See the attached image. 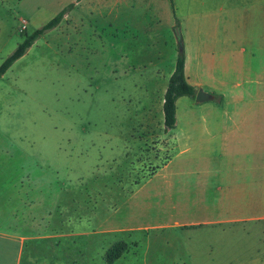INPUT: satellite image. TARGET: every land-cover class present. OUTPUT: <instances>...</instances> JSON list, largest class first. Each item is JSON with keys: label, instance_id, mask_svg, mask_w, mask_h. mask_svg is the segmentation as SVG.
Here are the masks:
<instances>
[{"label": "rangeland", "instance_id": "1", "mask_svg": "<svg viewBox=\"0 0 264 264\" xmlns=\"http://www.w3.org/2000/svg\"><path fill=\"white\" fill-rule=\"evenodd\" d=\"M163 1L0 0V64L73 4L0 76V194L16 214L0 228L22 238L24 264H106L118 242L112 264H264L255 224L183 230L181 217L203 215L192 203L201 175L174 157L183 140L167 136L159 110L179 50L152 14Z\"/></svg>", "mask_w": 264, "mask_h": 264}, {"label": "crops", "instance_id": "2", "mask_svg": "<svg viewBox=\"0 0 264 264\" xmlns=\"http://www.w3.org/2000/svg\"><path fill=\"white\" fill-rule=\"evenodd\" d=\"M173 2L174 14L169 0H164L161 10L152 14L168 29L175 27V17L179 20L180 30L185 27L187 81L196 91L202 88L212 95L203 102L188 96L178 97L175 132H166L167 136L173 137L174 143L183 140L184 145L174 157L187 154V171L201 175L192 184L200 195L192 203L194 210L203 215L196 219L181 217L190 227L183 230L243 223L257 225L262 233L264 0ZM178 2L186 4L185 13L178 10ZM163 94L159 104L161 114ZM181 106H186L185 120L178 119ZM173 160L171 158L162 165L155 175L169 170ZM163 180L164 185L170 183L167 176L163 175ZM208 189L215 194L211 203L204 194ZM6 197L1 190L0 222L16 216L8 210ZM184 204L187 208L191 203L187 200ZM175 208L182 210L183 206L179 203ZM177 218L174 214L171 222L157 225L166 227L177 222ZM22 248V238L0 228V264H20Z\"/></svg>", "mask_w": 264, "mask_h": 264}, {"label": "trees", "instance_id": "3", "mask_svg": "<svg viewBox=\"0 0 264 264\" xmlns=\"http://www.w3.org/2000/svg\"><path fill=\"white\" fill-rule=\"evenodd\" d=\"M172 12L174 14V2L169 0ZM72 3L67 4L60 11L56 13L48 22L40 28L35 29L31 33H24L23 39L17 44L16 48L8 55L0 64V76L12 65L14 61L20 58L33 42L41 36L45 31L56 27L62 18L68 13L72 7ZM175 26H180L179 20L175 17ZM196 88L187 81L185 75V52L177 50V57L175 59L174 68L168 79L162 103L164 132L175 128L176 125V99L180 96H188L195 98ZM125 243L118 242L111 245L104 254V261L106 264H112L118 259L123 250ZM24 257L21 255L20 264H24Z\"/></svg>", "mask_w": 264, "mask_h": 264}, {"label": "water", "instance_id": "4", "mask_svg": "<svg viewBox=\"0 0 264 264\" xmlns=\"http://www.w3.org/2000/svg\"><path fill=\"white\" fill-rule=\"evenodd\" d=\"M173 31L175 33L176 36V40L178 42V46H179V50H182V39H181V35H180V27L175 26L173 28ZM212 98V95L205 92L202 88H198L195 94V101L196 102H203L206 100H209Z\"/></svg>", "mask_w": 264, "mask_h": 264}]
</instances>
